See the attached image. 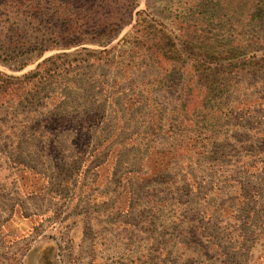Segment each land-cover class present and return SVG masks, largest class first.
Masks as SVG:
<instances>
[{"label":"rangeland","instance_id":"obj_1","mask_svg":"<svg viewBox=\"0 0 264 264\" xmlns=\"http://www.w3.org/2000/svg\"><path fill=\"white\" fill-rule=\"evenodd\" d=\"M194 1L139 0V20L105 45L0 62L20 77L64 54L27 96L0 102V264H264V70L209 88L131 45L143 17L180 45L200 9L210 45L240 33L244 58L264 57V0L243 30L255 0L177 12Z\"/></svg>","mask_w":264,"mask_h":264},{"label":"trees","instance_id":"obj_2","mask_svg":"<svg viewBox=\"0 0 264 264\" xmlns=\"http://www.w3.org/2000/svg\"><path fill=\"white\" fill-rule=\"evenodd\" d=\"M255 1V14L247 13L246 7L240 11L245 13L239 14L237 23L242 24L238 26L240 30L248 29L254 22L252 19L263 11V0ZM194 2L184 8L178 6L177 12H190L191 16H195L191 11L198 9V4L201 9L208 8L206 1L204 5L203 0ZM138 3L139 0H0V62H12L21 57L24 61L19 60L12 66L17 70L30 61L38 60L48 50L66 49L81 43L105 45L104 42L111 40L120 28L130 23L134 14L139 16V20L144 10H136ZM224 6H227L225 1L220 5L217 3L214 8L217 10ZM197 11L198 17H192L190 21L185 17L181 21L183 38L180 45L162 26L143 17L132 26L137 27L132 48L143 50V54L156 62L166 63L170 69L187 67L198 78L209 79V88L215 85L219 89L226 84L229 76L238 72L264 70V57L245 59L244 53L242 55V50L246 51L251 40L240 33H237L236 39L229 38L228 43L210 45L219 41L215 37L212 41L203 28L204 21L200 20V16L204 10ZM199 22L203 25L199 26ZM62 55L55 53L43 57L33 71L20 77L0 71V102L27 96L34 79L41 81L57 72L56 60ZM130 57L126 53L124 60ZM187 59L190 62L183 64ZM41 66L44 69H40ZM53 117L57 116H51V119Z\"/></svg>","mask_w":264,"mask_h":264}]
</instances>
